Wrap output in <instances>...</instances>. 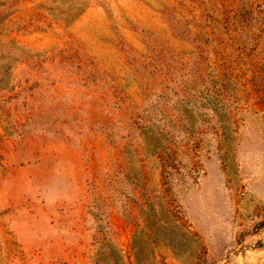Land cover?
<instances>
[{
	"label": "rangeland",
	"instance_id": "374dc122",
	"mask_svg": "<svg viewBox=\"0 0 264 264\" xmlns=\"http://www.w3.org/2000/svg\"><path fill=\"white\" fill-rule=\"evenodd\" d=\"M0 264H264V0H0Z\"/></svg>",
	"mask_w": 264,
	"mask_h": 264
}]
</instances>
